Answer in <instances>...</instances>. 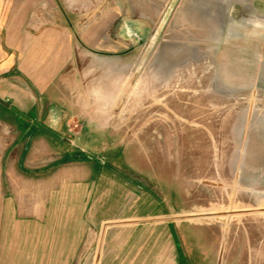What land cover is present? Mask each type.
<instances>
[{
	"label": "rangeland",
	"instance_id": "rangeland-1",
	"mask_svg": "<svg viewBox=\"0 0 264 264\" xmlns=\"http://www.w3.org/2000/svg\"><path fill=\"white\" fill-rule=\"evenodd\" d=\"M92 2L82 29L111 25L108 64L83 56L81 79L61 87L60 105L80 112L62 116L58 142L26 161L17 141V224L2 215L0 264H264V0H108L107 18L105 0ZM5 131L3 159L21 135ZM95 203L105 221L74 257H49L52 227L26 225ZM159 227L156 257L148 234Z\"/></svg>",
	"mask_w": 264,
	"mask_h": 264
},
{
	"label": "crops",
	"instance_id": "crops-1",
	"mask_svg": "<svg viewBox=\"0 0 264 264\" xmlns=\"http://www.w3.org/2000/svg\"><path fill=\"white\" fill-rule=\"evenodd\" d=\"M107 2L108 0H105L106 9L101 14L106 18L108 15L112 16V9L107 7ZM93 3L95 2L92 0H0V146L2 136L7 133L5 130H9V135L14 130H21V135L16 133L13 145L12 138L9 140L11 144L7 145L4 159L0 152L1 221L2 215H6L9 210V218H4V225L17 224L15 220L17 213L14 210L17 212L18 201L16 197L12 198V195L18 194V190L17 185H13L11 181L12 178L18 177L17 141L22 138L21 136L26 140L20 156L26 161H30V155L35 154L30 147L54 143V140H57L54 137H59L60 131L70 124L64 122L65 118L62 116L80 112L75 107L60 105L59 99L65 96L63 91L66 87L72 85L74 87L81 79L83 56L88 63L84 64L86 67L97 66L98 58L106 59L102 62L108 64L107 52L113 48L107 38L111 25L98 27L89 24L84 31L82 29V18L97 14L96 5ZM2 113L13 116V119L10 117L8 122L3 120ZM25 116L35 118L36 121L28 122ZM3 160L9 162L8 168L6 164L3 165ZM99 176L103 182L110 175L107 170L101 169ZM3 178L9 180L8 189L4 191ZM96 193L98 194V189L95 195ZM3 195L10 197L3 199ZM45 206L46 209L50 208L49 205ZM75 207L76 205L73 210L77 211ZM97 209L96 203L83 207L80 209L83 211L81 218L45 216L42 219L38 217L34 219L31 213L32 217L26 218V225L33 229L35 224L52 227L48 230L47 239L44 237L42 241L48 242V245L43 244L42 248L49 252V257H74L80 250L82 241H86V233L105 221L98 217ZM161 233L162 227H159L148 234L153 238L156 257H160L162 251ZM30 236L34 242L33 231ZM147 237L145 235L144 243L148 241ZM170 237L171 233L168 230V233H164V238L168 240ZM130 241L131 236L127 235L123 247H127L128 244L127 250L129 252L133 250V256L141 257V247L144 244L130 245ZM108 248L106 254H111L113 248L110 246ZM90 250L92 253L93 249Z\"/></svg>",
	"mask_w": 264,
	"mask_h": 264
}]
</instances>
